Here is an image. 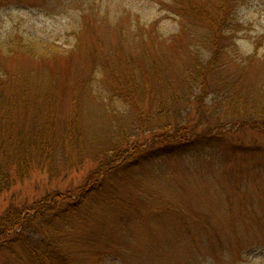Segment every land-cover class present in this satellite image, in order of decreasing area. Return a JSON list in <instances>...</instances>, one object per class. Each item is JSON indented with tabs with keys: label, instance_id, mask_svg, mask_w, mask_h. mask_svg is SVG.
Returning a JSON list of instances; mask_svg holds the SVG:
<instances>
[{
	"label": "trees",
	"instance_id": "1",
	"mask_svg": "<svg viewBox=\"0 0 264 264\" xmlns=\"http://www.w3.org/2000/svg\"><path fill=\"white\" fill-rule=\"evenodd\" d=\"M243 1L163 2L180 21L197 23L205 30L198 38L199 45L190 52L188 83L180 96L186 113L176 123L169 120V114L182 103L176 93L159 83L161 69L147 49L162 38L155 27L140 32L147 41L145 57L123 51L134 40L130 26L113 21L100 7L91 8L90 16L85 14L93 26H81L73 33L72 45L25 30H15L0 42V194L34 169L62 179L86 163L95 165L76 188L55 190L29 208L8 211L6 220L0 222V248L18 251L23 264H106L113 253L104 236L94 238L90 232H106L109 238L113 234L116 240L128 241L129 198L139 196L132 190L139 188V181L129 184L132 173L148 169L156 175L152 166L157 161L208 151L212 146V140L190 128L188 107L194 101L200 115L209 111L205 98L220 82L215 74L224 55L233 54L239 64L256 59L259 43L246 59L237 50L235 14ZM101 26L105 35H117V46L92 30ZM57 67L63 68L66 86L62 92L56 84L60 77ZM262 89V111L249 110L256 102L249 104L248 100L243 114L240 110L232 114L243 115L242 120L254 126L257 119L264 128ZM236 98L231 97V104ZM60 99L72 108L62 119L57 118ZM128 117L132 122L126 121ZM97 119L105 129L89 132ZM216 129L223 133L224 127L217 125ZM135 132L149 135L145 143L133 138ZM84 208L91 214L100 213L95 224L88 225V217L85 223L79 222L77 216Z\"/></svg>",
	"mask_w": 264,
	"mask_h": 264
},
{
	"label": "rangeland",
	"instance_id": "2",
	"mask_svg": "<svg viewBox=\"0 0 264 264\" xmlns=\"http://www.w3.org/2000/svg\"><path fill=\"white\" fill-rule=\"evenodd\" d=\"M164 1L0 0V42L15 30H25L58 44L72 45L73 33L81 26H93V20L85 14L89 12L90 16L91 8L100 7L101 13L107 10L113 21L130 26L134 40L123 51L145 57L147 41L140 32L148 26L155 27L162 38L147 49L161 69L159 83L176 93L182 103L176 107L175 102L176 108L169 114V120L176 123L186 113L180 96L188 83L190 52L205 30L197 23L180 21V17L166 10ZM235 19L238 52L246 59L259 43L256 59L239 64L233 54L224 55L219 61L223 65L215 74L220 82L205 98L209 111L200 115L194 101L188 107L190 128L212 140V146L208 151L157 161L152 166L156 175L148 169L141 174L132 173L137 176L129 184L139 181V188L132 189L133 195L139 196L129 198L132 215L126 228L128 241L116 240L113 234L109 238L106 232H90L94 238L106 239L105 244L113 253L106 264H264V128L257 119L258 125L254 126L252 122L245 123L243 115L239 118L232 114L233 110L243 114L248 100L249 104L256 102L249 110L262 111L259 102L264 88V0H244ZM92 30L107 36L114 46L120 43L113 32L105 35L103 26ZM57 68L60 77L56 84L62 92L66 86L63 68ZM232 94L237 98L231 104ZM165 96L168 100L169 95ZM59 101L62 102L57 118L62 119L72 108L65 99ZM131 120L126 119L128 123ZM102 122L97 119L98 124L89 132H95L97 127L104 130ZM217 125L224 127L223 133L217 131ZM148 136L135 132L133 138L145 143ZM93 168L94 164L86 163L62 179L49 178L34 169L0 194V222L6 220L8 211L29 208L50 192L76 188ZM91 212L88 208L81 210L79 222L85 223L88 217V225L95 224L101 216ZM112 219L110 215L109 220ZM17 252L0 248V264H23Z\"/></svg>",
	"mask_w": 264,
	"mask_h": 264
}]
</instances>
